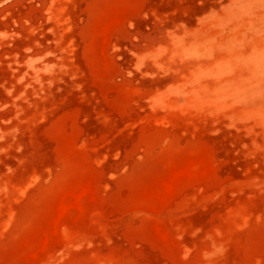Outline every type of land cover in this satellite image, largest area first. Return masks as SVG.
I'll return each mask as SVG.
<instances>
[{
  "label": "rangeland",
  "instance_id": "1",
  "mask_svg": "<svg viewBox=\"0 0 264 264\" xmlns=\"http://www.w3.org/2000/svg\"><path fill=\"white\" fill-rule=\"evenodd\" d=\"M0 264H264V0H0Z\"/></svg>",
  "mask_w": 264,
  "mask_h": 264
}]
</instances>
